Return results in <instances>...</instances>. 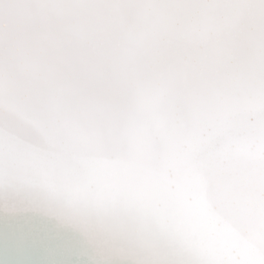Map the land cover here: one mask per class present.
Returning a JSON list of instances; mask_svg holds the SVG:
<instances>
[{"label":"snow or ice","instance_id":"6c2138e0","mask_svg":"<svg viewBox=\"0 0 264 264\" xmlns=\"http://www.w3.org/2000/svg\"><path fill=\"white\" fill-rule=\"evenodd\" d=\"M0 264H264V0H0Z\"/></svg>","mask_w":264,"mask_h":264}]
</instances>
